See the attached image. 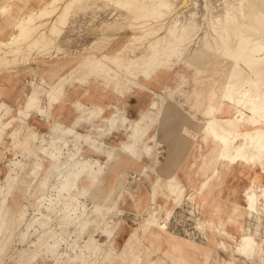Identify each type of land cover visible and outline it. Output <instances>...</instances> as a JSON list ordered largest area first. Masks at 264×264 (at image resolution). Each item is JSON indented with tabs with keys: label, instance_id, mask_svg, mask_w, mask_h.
Instances as JSON below:
<instances>
[{
	"label": "rangeland",
	"instance_id": "rangeland-1",
	"mask_svg": "<svg viewBox=\"0 0 264 264\" xmlns=\"http://www.w3.org/2000/svg\"><path fill=\"white\" fill-rule=\"evenodd\" d=\"M45 1L0 0V45L10 43L17 32V22L40 9ZM2 8H8L9 11L1 13ZM119 11L111 0L84 1L75 7L71 23L64 30L62 39L56 41L55 47L44 53L34 51L18 66L0 70V127L5 128L0 139V191H6L7 196L5 207L0 212V246L7 243L0 264H107L101 262L100 257L105 254L102 249L108 244L109 257L113 258L124 254L131 256L136 252L147 253L152 242H156L158 249L163 248L156 256H152L158 261L174 264L170 261L173 258L176 264H192L189 254L170 247L157 235L154 241L145 237L144 223L148 226L147 234L153 232L149 227L153 220L147 213L148 207L154 203L162 207L159 222L164 239H170L175 233L182 239L193 240L191 247L194 250L195 243L206 249H218L219 236L212 229L213 222L224 224L231 203L242 198L243 188L255 177L252 171L240 167L228 177V169L218 160V147L207 142L206 133L199 132L200 127L196 122L188 119V113L194 114L199 121L214 115L212 107L221 98L217 90L218 79L227 71V62L224 60L214 59L206 72L200 74L187 66L185 60H181L170 71L159 72L152 80L139 82L145 84L152 93L134 87L125 69H122L120 78L129 84L128 91L124 86L120 87V92L113 91V84H108L110 88L107 91L104 79L88 83L77 80L84 75L91 61H97L103 55L119 59L136 58L140 44L135 36L140 33L132 30L129 18L120 17ZM57 46L59 50L55 49ZM0 49L6 53L9 51L2 46ZM125 66L128 64L125 63ZM62 87H66L65 97L48 109V92ZM35 90L40 92L38 107L41 113L24 117L20 113V104L30 98ZM153 93L172 100L171 104L176 108L180 107V112L172 121L162 122L159 130L154 128L150 133L156 134L159 141L154 147L157 152L156 163L159 168L163 167L164 176L176 170L181 187L185 189V200L195 194L197 203L195 209L193 204L183 203L169 219L166 218L174 201L167 200L169 192L165 177L156 183L158 173L154 169H128L136 165L126 157L123 164H119L121 157L109 164L106 156L92 149L101 148L104 152L118 154L123 147L122 142L130 136L131 121L138 119L141 111L148 110L155 98ZM178 96L184 102L179 101ZM134 97L138 100L137 116V101ZM78 103L82 105L81 108H78ZM116 109L125 116L124 126L119 132L106 134L104 130L109 128L108 116ZM92 111L97 116L87 120ZM232 112L228 107L225 108L227 115ZM80 118L86 119L87 123L80 121ZM92 124L100 128L92 129ZM64 127L71 133L63 135ZM79 134L87 136L86 140L78 139ZM154 144L149 141L150 147ZM50 158L55 163L60 159L53 166L50 165ZM87 160L100 162L107 172L108 183L103 187L105 184L100 182L85 199L80 197L76 205L82 210L85 207L87 212L93 210V203L103 200L112 183L118 191L121 184L114 180L117 170L123 173L120 180H136V186L142 184L143 189L137 194L136 202L129 200L122 206L112 240L108 236L110 228L105 216H100L99 222L93 221L90 226L83 219L74 226L64 225L58 220L61 206H55L56 192L52 183L62 170L61 161L70 166L76 162L78 167L75 174L78 176L83 172L81 168ZM138 164L148 167L150 162L146 159ZM256 171L262 180V171ZM143 179H149L151 184L145 181L144 186ZM6 180L8 184L5 187ZM204 182L207 187L203 188L201 194L197 193ZM96 189L101 192L97 194ZM79 190L82 191V188L79 187ZM20 191L24 194L20 195ZM1 198L0 195V202ZM263 248L264 235L258 249ZM255 255L257 259L251 263L243 257H236L235 262L264 264V259L260 260V253ZM211 258H214L211 264H233L224 255L218 260L217 251L211 252Z\"/></svg>",
	"mask_w": 264,
	"mask_h": 264
},
{
	"label": "bare ground",
	"instance_id": "bare-ground-1",
	"mask_svg": "<svg viewBox=\"0 0 264 264\" xmlns=\"http://www.w3.org/2000/svg\"><path fill=\"white\" fill-rule=\"evenodd\" d=\"M84 1L87 0H47L40 9L32 11L24 19L18 21L17 32L11 42L0 45L9 50L6 53L0 49V70L18 66L21 61H26L34 51L44 53L55 47L56 41L62 39L64 30L69 27L75 7ZM111 1H114L120 10L119 16H127L132 30L140 33L139 36H135L140 44L136 58L119 59L115 56L103 55L101 59L91 61L84 75L76 77L77 80L81 83H88L104 79L107 82L105 84L107 91L110 88L108 84H113V91L120 92L121 86L128 91L129 84H125L120 78L122 69H125L126 76L129 77L128 80L134 87L152 93L145 84L139 82L152 80L153 76L159 72L170 71L181 60H185L187 66L192 67L196 74L206 72L214 59L224 60L227 62V71L218 79L217 90L221 98L212 107L214 115L209 119L199 121L194 114L188 113V119L196 122L200 127L199 132L206 133L207 142H212L218 147V160L228 169V177L238 167L249 169L255 176L243 188L242 198L231 203L226 211L224 224L213 222L212 229L218 233V249L222 252L217 248L206 249L199 243H195L196 249L194 250L191 247L193 240L182 239L175 233H172L170 239H164V232L159 222L162 207L158 203H154L147 209L148 215L153 220L149 226L150 231L153 232L147 234L148 226L146 227L144 223L145 237L154 241L157 235L164 242L169 243L170 247L189 254L192 257L190 260L192 264H211L214 260V258L210 259L213 251H217L218 260L224 255L233 264H236V257H243L248 263L253 262L257 259L256 255L254 256L255 253H260L262 256L260 260H263L264 248H258L261 245V237L264 235V0ZM8 11V8H2L1 13ZM55 49L60 48L57 46ZM141 50L146 54L140 52ZM125 63L128 66H125ZM65 94L66 87L51 89L46 100L48 109L58 104ZM153 96L155 98L148 110L141 111L138 119L131 121L130 136L127 141L122 142L123 147L118 154L104 152L101 148L92 149L106 156L109 164L118 157H121L119 164H123L124 157H126L136 165L128 169L135 171L140 168L154 169L158 173L156 183L161 177H165L166 188L169 192L167 200L174 201L168 218H166L169 219V216L174 214L183 203L193 204V209L197 208V203L195 194L185 200V189L181 187L176 170L164 176L162 175L163 167L159 168L156 163L157 152L154 147L159 144V141L156 134L150 135V133L154 128L156 131L159 130L163 125L162 122L172 121L180 112V107L176 108L171 104L172 100L159 94L153 93ZM39 104L40 92L35 90L30 98L20 104V113L24 117L30 114L38 115L41 113ZM81 107L82 105L78 103V108ZM226 107L233 111L231 115L225 113ZM96 116L97 113L92 111L87 120L94 119ZM124 117L118 109L111 112L108 116L109 128L105 129L104 133L119 132L124 126ZM80 121L85 123L86 119L80 118ZM91 128L98 129L100 126L92 124ZM4 132L5 128L0 127V139ZM69 133L71 131L68 128L62 129L63 135ZM86 138L85 135H78L80 140H86ZM149 141L155 143L153 147H150ZM59 159L55 163L50 158V165L55 166ZM146 159L150 162L148 167L138 164ZM61 166L62 170L58 172L56 180L52 183L56 192L55 206H61L58 215L60 223L74 226L83 219L90 226L93 221L98 223L101 217L105 216L110 228L108 236L112 240L118 222L117 216L121 213L122 206L129 200L136 202L137 194L143 189L142 184L136 186V180H120L123 173L117 170L114 180L121 184L118 191H116L117 186L112 183L103 200L100 203L94 202L93 210L87 212L86 207L82 210L76 203L80 197L85 199L100 182L105 184L103 187L106 186L107 172L98 160L93 163L87 160L82 165L83 172L78 176L75 174L76 167H78L76 162L70 166L61 161ZM257 169L262 171V180L257 174ZM143 181L144 186L145 181L151 184L149 179H143ZM4 183L6 187L8 180ZM206 185L204 182L196 192L201 194L203 188L207 187ZM151 187L155 189L153 183ZM96 192L99 194L101 191L96 189ZM22 194L24 192L20 191V195ZM0 195L2 196L1 212L7 200L6 191H0ZM6 244L0 246V257ZM108 246L109 244L102 249L105 250V254L100 257L103 263L166 264L152 257L163 249L162 247L158 249L156 242H152V247L147 253L136 252L131 256L124 254L113 258L109 257ZM229 260L227 261L230 262ZM170 261L177 263L173 258Z\"/></svg>",
	"mask_w": 264,
	"mask_h": 264
},
{
	"label": "crops",
	"instance_id": "crops-1",
	"mask_svg": "<svg viewBox=\"0 0 264 264\" xmlns=\"http://www.w3.org/2000/svg\"><path fill=\"white\" fill-rule=\"evenodd\" d=\"M19 85H20V84H19ZM19 85H18V86H19ZM171 86H174V84L171 83ZM185 88L188 89V86H186ZM18 92H20V91H18ZM134 98H136V97H134ZM177 99H178L179 101H181V102H184V99H183L182 97H180V96H178ZM136 101H137V104H136V108H135V110H136V116H137V111H138V100H137V98H136ZM134 118H135V117H134Z\"/></svg>",
	"mask_w": 264,
	"mask_h": 264
}]
</instances>
